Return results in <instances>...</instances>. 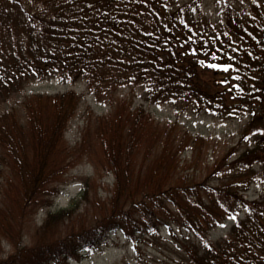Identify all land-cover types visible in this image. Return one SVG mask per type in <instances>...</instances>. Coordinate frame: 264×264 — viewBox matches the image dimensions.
<instances>
[{
    "label": "trees",
    "instance_id": "trees-1",
    "mask_svg": "<svg viewBox=\"0 0 264 264\" xmlns=\"http://www.w3.org/2000/svg\"><path fill=\"white\" fill-rule=\"evenodd\" d=\"M244 7L226 0L214 21L202 0H0V109L32 81L54 77L83 83L107 104L115 103L118 90L140 87L152 103L247 119L210 177L168 186L133 178L131 153L141 128L152 125L151 113L127 111L135 117L130 131L123 127L127 120L109 132L96 128L116 176L112 195L107 202L93 200L100 214L95 224L77 226L80 204L89 199L86 180L71 206L47 212L32 243L25 220L52 202L76 160L65 134L83 95L72 88L27 98L21 114L14 105L3 109L0 174L12 164L19 184L13 189L16 215L0 205V238L13 247L0 254V264L80 262L112 232L140 248L164 226L173 233L175 224L193 235L184 245L189 264H264V0ZM207 74L216 90L202 81ZM255 181L262 193L250 199ZM241 210L246 216L226 237H210Z\"/></svg>",
    "mask_w": 264,
    "mask_h": 264
},
{
    "label": "rangeland",
    "instance_id": "rangeland-1",
    "mask_svg": "<svg viewBox=\"0 0 264 264\" xmlns=\"http://www.w3.org/2000/svg\"><path fill=\"white\" fill-rule=\"evenodd\" d=\"M225 1L202 0L206 15L218 21ZM232 1L240 9H245L244 6L249 2ZM211 78L212 74L201 76L203 82L216 90L218 87ZM72 88L83 95L80 107L70 120L65 134L69 152L76 160L67 168L64 181L56 188L52 202L38 208L35 213L33 211L25 220L28 242L33 243L35 232L49 210L57 211L74 203V198L82 193L86 180L90 183L89 199H83L75 222L79 227L96 223L100 214L93 200L99 198L107 202L116 180L115 174L107 166L104 140L96 128L104 133L109 132L111 126L116 128L120 122L127 120L123 127L125 131H130L134 128L135 117L125 115L127 111L135 112L143 108L151 113L153 120L150 127L141 128L137 144L131 153L133 178L139 179L141 183L146 179L150 184L162 183L167 186L205 181L210 177V171L216 162L239 141L247 124L245 118H221L207 111L196 113L189 109L184 110L171 103H152L145 99L144 91L140 87L118 90L115 103L107 104L108 101L98 100L91 94L83 83L72 85L54 77L32 81L19 96L4 104L0 111L14 105L20 109L21 114L22 103L27 98L39 94L56 95ZM2 167L0 205L2 208L8 207L16 215L13 211L16 207L13 202V189L19 184V180L12 164H4ZM217 181V178L208 179L211 184H216ZM261 193L262 185L255 181L247 196L254 199ZM202 195L208 200L205 192ZM186 210L196 214L198 207L187 206ZM245 216L246 211H239L212 229L210 237L213 240L226 237L231 227ZM192 240L193 235L187 227L175 224L173 233L168 226H164L158 235L145 238L140 248H137L123 232L115 231L97 249L86 252L80 262L69 261L62 264H189L185 259L184 245ZM0 243L2 256L13 251L12 245L5 239L0 238Z\"/></svg>",
    "mask_w": 264,
    "mask_h": 264
}]
</instances>
